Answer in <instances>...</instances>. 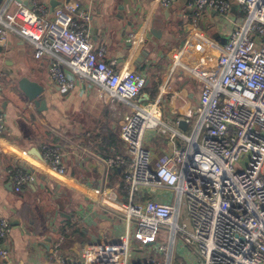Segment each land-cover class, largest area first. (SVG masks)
Returning a JSON list of instances; mask_svg holds the SVG:
<instances>
[{"label": "crops", "instance_id": "1", "mask_svg": "<svg viewBox=\"0 0 264 264\" xmlns=\"http://www.w3.org/2000/svg\"><path fill=\"white\" fill-rule=\"evenodd\" d=\"M39 1L51 8L61 2ZM72 1L90 12L92 41L97 48L107 46L106 59L117 69L145 75L148 89L135 100L112 102L92 79L77 77L76 87L63 91L51 78L50 65L64 56L36 57L34 43L11 32L0 46L1 105L7 119L0 134V218H7L12 229L6 238L10 258H0V264H52L59 257L78 261L84 250L95 256L120 238L126 228L121 214L128 205L124 168L109 167L106 160L126 153L124 115L161 98V125L169 132L149 129L145 145L153 159L171 151V133H179L175 142L185 145L180 133L193 131L191 113H197L204 80L217 72L221 47L246 16L237 0H230L227 13L207 8L199 16L188 0L168 7L161 0ZM63 67L71 72L68 64ZM24 78L45 86V104L27 99L20 88ZM44 144L60 148L66 174L45 162ZM18 168L36 176L22 191L15 189L13 171ZM147 199L169 202L173 192L142 189L137 201ZM134 248L139 257L147 255V249Z\"/></svg>", "mask_w": 264, "mask_h": 264}, {"label": "built area", "instance_id": "2", "mask_svg": "<svg viewBox=\"0 0 264 264\" xmlns=\"http://www.w3.org/2000/svg\"><path fill=\"white\" fill-rule=\"evenodd\" d=\"M176 1L161 3L168 7ZM237 1L246 16L221 47L217 72L204 80L193 131L180 133L185 145L175 142L179 133H171V151L157 159L145 145L149 129L169 132L161 125V98L123 117L126 153L106 162L124 168L125 232L95 256L87 249L78 261L59 257L52 264H176V245L195 248L201 264H264V0ZM188 5L197 16L207 8L227 13L232 6L230 0H188ZM90 21V12L72 0H61L54 8L39 0L28 5L8 0L0 4V46L16 31L34 43L36 57L64 56L50 65L61 90H73L77 77L90 78L110 93L112 102L135 100L147 77L115 68L106 59L107 46L93 43ZM2 91L0 80V134L7 129ZM43 157L55 172L67 173L55 144H44ZM13 176L17 191L36 179L23 168ZM155 187L171 190L173 200L137 201L142 189ZM11 229L10 221L0 218L3 260L10 258L6 238ZM161 237L169 244H161ZM135 246L147 249V255L139 257Z\"/></svg>", "mask_w": 264, "mask_h": 264}, {"label": "water", "instance_id": "3", "mask_svg": "<svg viewBox=\"0 0 264 264\" xmlns=\"http://www.w3.org/2000/svg\"><path fill=\"white\" fill-rule=\"evenodd\" d=\"M20 88L25 93V96L29 101H33L37 106L45 104L47 100L45 86L37 82L30 81L27 78H24L20 82ZM185 123H186L185 120H182L180 122L183 128H185Z\"/></svg>", "mask_w": 264, "mask_h": 264}, {"label": "rangeland", "instance_id": "4", "mask_svg": "<svg viewBox=\"0 0 264 264\" xmlns=\"http://www.w3.org/2000/svg\"><path fill=\"white\" fill-rule=\"evenodd\" d=\"M194 111V113H193ZM192 113H191V118H192V124L195 122V110H193ZM160 242L161 244H169V240L165 237H161L160 238ZM176 264H189V263H192V264H201V259H200V256L197 252V250L195 248H192L190 246H179L177 249H176ZM189 257L192 259V261H190Z\"/></svg>", "mask_w": 264, "mask_h": 264}, {"label": "trees", "instance_id": "5", "mask_svg": "<svg viewBox=\"0 0 264 264\" xmlns=\"http://www.w3.org/2000/svg\"><path fill=\"white\" fill-rule=\"evenodd\" d=\"M145 88H147V89H148V87H145ZM145 88H144V89H145ZM144 89H143V90H144ZM155 89H156V87H155Z\"/></svg>", "mask_w": 264, "mask_h": 264}]
</instances>
